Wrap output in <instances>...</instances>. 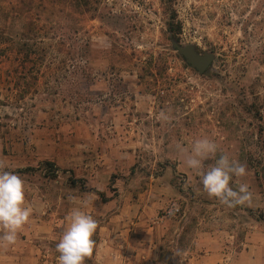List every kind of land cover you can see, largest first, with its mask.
I'll list each match as a JSON object with an SVG mask.
<instances>
[{
    "label": "rangeland",
    "instance_id": "obj_1",
    "mask_svg": "<svg viewBox=\"0 0 264 264\" xmlns=\"http://www.w3.org/2000/svg\"><path fill=\"white\" fill-rule=\"evenodd\" d=\"M172 38L213 63L199 73ZM200 136L217 143L205 168L221 153L246 166L230 186L250 203L209 197L184 165L177 146ZM0 163L26 201L48 194L0 264H56L70 197L98 224L85 264H192L209 222L236 250L262 241L264 0H0Z\"/></svg>",
    "mask_w": 264,
    "mask_h": 264
},
{
    "label": "clouds",
    "instance_id": "obj_2",
    "mask_svg": "<svg viewBox=\"0 0 264 264\" xmlns=\"http://www.w3.org/2000/svg\"><path fill=\"white\" fill-rule=\"evenodd\" d=\"M165 118L166 115L161 113ZM182 154L184 165L199 174L203 190L209 197H215L227 207L250 203L252 193L245 183L235 189L230 186L233 176L246 175V166L221 153L214 163L204 167V161L217 153V143L207 136L195 138L189 148L177 146ZM74 201L65 216V224L55 244L56 264H85L86 258L94 251V234L97 220L86 211L90 199L70 197ZM33 207L26 201V187L22 177L7 170V165L0 163V243L12 245L18 233L29 222Z\"/></svg>",
    "mask_w": 264,
    "mask_h": 264
},
{
    "label": "crops",
    "instance_id": "obj_3",
    "mask_svg": "<svg viewBox=\"0 0 264 264\" xmlns=\"http://www.w3.org/2000/svg\"><path fill=\"white\" fill-rule=\"evenodd\" d=\"M47 198V191L46 189H43L34 196L31 202L27 201V203L32 207L39 204V212L44 213L48 207ZM32 215H35V213ZM210 215H220L222 217L220 211H216L215 213L209 212L208 215H204L205 221L211 217ZM207 226L205 225L203 234L208 237V245H210L209 249L203 254L193 253V256L191 257V259H193L192 264H264V237L262 241H258L261 233L255 232L252 234V232H249L250 235L252 234L254 236V243L249 242L244 248L236 250L231 244H229L234 240V229L220 224L219 226L216 224L213 227L210 222L209 226ZM227 237L232 238V240L227 239ZM226 242L229 243L226 244ZM225 247H227V249ZM102 253L106 254V251L103 250Z\"/></svg>",
    "mask_w": 264,
    "mask_h": 264
},
{
    "label": "water",
    "instance_id": "obj_4",
    "mask_svg": "<svg viewBox=\"0 0 264 264\" xmlns=\"http://www.w3.org/2000/svg\"><path fill=\"white\" fill-rule=\"evenodd\" d=\"M172 46L187 63H189L201 74H203L211 66L215 58L213 52L205 51L200 53L194 45L181 43L174 38H172Z\"/></svg>",
    "mask_w": 264,
    "mask_h": 264
},
{
    "label": "trees",
    "instance_id": "obj_5",
    "mask_svg": "<svg viewBox=\"0 0 264 264\" xmlns=\"http://www.w3.org/2000/svg\"><path fill=\"white\" fill-rule=\"evenodd\" d=\"M28 12V11H27ZM26 17L27 18H29L30 17V15H29V13L26 15ZM46 164L47 165H49V167H51V166H54L53 165V163L51 162V161H47L46 162ZM56 167V166H55ZM59 167H57V169H58ZM26 169H35L34 167H31V166H28V167H26V168H23V170H26ZM54 176L56 175V173H52ZM73 182H77L76 180L75 181H73Z\"/></svg>",
    "mask_w": 264,
    "mask_h": 264
}]
</instances>
